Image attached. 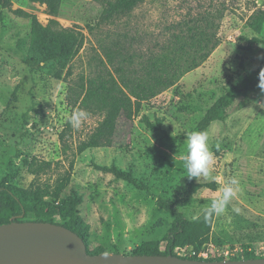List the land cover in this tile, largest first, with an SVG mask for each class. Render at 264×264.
<instances>
[{
    "label": "rangeland",
    "instance_id": "1",
    "mask_svg": "<svg viewBox=\"0 0 264 264\" xmlns=\"http://www.w3.org/2000/svg\"><path fill=\"white\" fill-rule=\"evenodd\" d=\"M9 1L12 10L36 15L43 27L63 34L61 46L47 44L53 55L64 48L67 34L82 47L58 79L60 63L50 59L49 52L21 43L30 41V20L0 6V180L10 164L6 184L52 203L54 224L74 220L89 253L132 255L146 243H159L164 251L174 216L158 206V199L172 200L186 174L181 156L187 154V136L197 131L200 119L230 87L258 68L264 43L247 49L245 39L258 36L249 23L255 11L264 8V0H146L109 22L97 19L107 0H62L56 16L30 0ZM197 33L212 39L210 55L202 62L196 53L201 65L178 82V111L168 117L144 106L131 147L82 150L103 117L89 115L79 129H73L70 119L80 85L111 69L105 50L118 51L117 62L122 58L128 65L132 60L140 69L152 58L186 53ZM259 104H264V92L245 106L237 102L225 122L209 128L216 179L202 178L199 184L206 187L186 208L187 217L197 220L205 205L220 198L222 186L237 179V195L225 213L204 222L202 229L234 234L245 251L239 259L264 247V108ZM143 115L154 125L156 118L163 119L161 129L147 128ZM96 165L115 167L133 182L101 172Z\"/></svg>",
    "mask_w": 264,
    "mask_h": 264
},
{
    "label": "trees",
    "instance_id": "2",
    "mask_svg": "<svg viewBox=\"0 0 264 264\" xmlns=\"http://www.w3.org/2000/svg\"><path fill=\"white\" fill-rule=\"evenodd\" d=\"M93 1L95 3L100 2V0ZM144 1L146 0H107L102 3L104 8L97 15V19L101 22H109L114 18L126 16ZM30 2L46 6L49 15L56 16L62 0H30ZM0 6L3 9H8L18 19L30 20V41H22L21 43L33 51L39 50L43 54L49 52L51 54L49 58L60 63L59 72L56 75L60 79V73L66 68L68 60L82 47V42L78 41L74 35L67 34L64 48L53 55L47 44L50 42L55 47L61 46L63 34L55 33L50 26L43 27L36 15L21 9L12 10L9 0H0ZM249 26L258 36L245 39L247 49L264 43V8L255 11ZM87 28L91 30L92 27L87 25ZM211 42L212 39L208 35L197 33L186 53L180 55L181 53L177 54L172 51L173 58L166 55L152 58L147 60L146 64L142 63L140 69L133 67L134 62L132 60L128 65H126L127 61L122 58L117 62L120 58L118 51L115 53L111 50H105V56L111 69L101 70L97 77H89L85 84L80 85L79 93H76L77 98L74 102L75 108L77 107L76 111L84 110L90 116L101 115L103 117V121L89 139L82 144L81 149H125L131 147L136 118L144 106H148L164 116L172 117L178 111L176 107L180 95L178 82L185 74L201 65L196 61V53L200 54L202 62L209 57L210 50L208 48ZM216 45L217 42L213 44V47ZM184 58L187 61L190 58L192 61L183 65L182 60ZM262 69H264V59H261L257 69L247 71L242 81L230 87L207 110L198 122L197 131L208 132L215 122L226 121L229 109L237 102H241L242 106H245L251 98L260 94L262 91L258 84L259 73ZM141 122L151 131L157 132L161 129L164 120L156 118V125H154L147 116L143 115ZM25 164L27 166L32 165L27 160ZM95 168L101 172L112 173L118 178L133 182L129 175L122 173L115 167L96 165ZM7 170L8 175L0 180V226L12 221L54 224V205L37 193L29 192L14 185H7L6 180L8 176L12 175L10 164L7 166ZM203 187L206 186L199 184L195 179L189 180L185 174L174 190L172 200L159 198L158 206L174 216L172 227L164 237L165 250L159 249V243H146L132 255L174 256V250L177 247L193 245L197 250H200L205 244H212L216 247L233 244L236 241V236L227 230L209 234V231L202 229V224L210 220L205 221L204 215L194 221L187 217L186 208ZM235 218L238 216L236 215ZM65 227L78 234L86 243L74 220L66 224ZM89 254L98 255V253ZM262 258L264 257L252 252L242 259L228 260Z\"/></svg>",
    "mask_w": 264,
    "mask_h": 264
},
{
    "label": "water",
    "instance_id": "3",
    "mask_svg": "<svg viewBox=\"0 0 264 264\" xmlns=\"http://www.w3.org/2000/svg\"><path fill=\"white\" fill-rule=\"evenodd\" d=\"M0 264H264V258L200 261L160 255H91L83 239L65 226L12 221L0 226Z\"/></svg>",
    "mask_w": 264,
    "mask_h": 264
},
{
    "label": "clouds",
    "instance_id": "4",
    "mask_svg": "<svg viewBox=\"0 0 264 264\" xmlns=\"http://www.w3.org/2000/svg\"><path fill=\"white\" fill-rule=\"evenodd\" d=\"M260 58L264 59V55ZM258 87L264 92V69L259 73ZM259 106L264 108V104H259ZM88 118L89 114L86 111H75L71 115L70 124L73 129H79ZM186 149L187 154L181 156L186 169V177L189 180L195 179L198 183H200L202 178L206 180L216 179L212 176L215 157L214 153L210 150L208 133L201 131L191 132L186 138ZM237 185V179H231L220 189L222 192L220 198L212 200L203 207L205 221L225 213L228 205L237 195L238 188L235 187Z\"/></svg>",
    "mask_w": 264,
    "mask_h": 264
},
{
    "label": "built area",
    "instance_id": "5",
    "mask_svg": "<svg viewBox=\"0 0 264 264\" xmlns=\"http://www.w3.org/2000/svg\"><path fill=\"white\" fill-rule=\"evenodd\" d=\"M174 252V256L178 258L190 260L193 258L192 260L200 261L239 259V256L245 253L243 247L238 242L221 247L205 244L200 250H197L193 245H189L177 247ZM247 252H251V249H248ZM258 254L264 257V247L258 248Z\"/></svg>",
    "mask_w": 264,
    "mask_h": 264
}]
</instances>
